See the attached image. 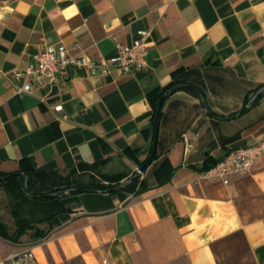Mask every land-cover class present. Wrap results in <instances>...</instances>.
Segmentation results:
<instances>
[{
    "label": "crops",
    "instance_id": "obj_1",
    "mask_svg": "<svg viewBox=\"0 0 264 264\" xmlns=\"http://www.w3.org/2000/svg\"><path fill=\"white\" fill-rule=\"evenodd\" d=\"M0 15V172L30 173L37 190L100 164L135 172L169 86L196 87L212 113L187 91L164 97L155 157L129 189L35 201L15 179L0 185V264L26 248L40 264H264V149L245 173L206 176L264 144V93L237 114L264 83V0H0ZM139 31L150 32L147 65L133 74L17 75L47 46L101 61ZM26 82L31 93H17Z\"/></svg>",
    "mask_w": 264,
    "mask_h": 264
},
{
    "label": "built area",
    "instance_id": "obj_2",
    "mask_svg": "<svg viewBox=\"0 0 264 264\" xmlns=\"http://www.w3.org/2000/svg\"><path fill=\"white\" fill-rule=\"evenodd\" d=\"M149 31H139L137 38L130 45L116 43L115 54L107 59L97 61L86 55H72L64 45L57 47L47 46L36 57V65L29 66L23 73L31 77L32 81H48L58 83L68 78V67L76 66L84 69L91 76L105 77L112 72L120 74H133L143 70L147 65L148 50L145 39ZM32 82H26L16 87L17 93H31ZM62 106L54 107V112L61 111ZM264 144L240 148L228 153L221 161L206 172L207 177L226 179L232 175L249 171L252 155L260 153ZM4 264H40L33 249L26 248L18 253L9 255Z\"/></svg>",
    "mask_w": 264,
    "mask_h": 264
},
{
    "label": "trees",
    "instance_id": "obj_3",
    "mask_svg": "<svg viewBox=\"0 0 264 264\" xmlns=\"http://www.w3.org/2000/svg\"><path fill=\"white\" fill-rule=\"evenodd\" d=\"M262 85H260L257 89H255L252 92L251 95H248V96L245 97L243 106L237 112V114L246 113L252 106H254L260 100V98L262 97L263 93L259 94L257 96V98H255L254 100H252V97ZM170 88H171L170 86L165 88L163 90V92H162L161 97H166L168 95V91L170 90ZM144 161H142L140 163V166L144 163ZM217 163L218 162H216L212 167H214ZM212 167H208V170L211 169ZM89 168H92V167H89ZM26 178H28L27 192L29 194H32V195H44V194H49V193L56 194L55 196H51V197H43L41 199H35V200H43V201L54 199V198H60V197L65 196V195L76 194V192L71 191L72 188H76V187H83V188H85L86 191L106 192V193L113 194L115 192H110V190L119 184V183L116 182L117 180H115V178H112L110 176L109 178L107 177V180L110 179L111 181L109 183H107V184L101 183L99 181L98 182L97 181H91V182H87V183L79 185V186H67L66 185V186H64L65 188L62 189V190L67 191L66 194H65V191H61V190H59V188H54V189H50L47 192H42L40 190L35 189L34 186L32 185L30 173H22L21 171H16V172H12V173H1L0 172V185L4 184L6 181L15 179V180H17L19 182L20 186L23 189L24 181H25ZM139 178L140 177H137L130 185H128L124 189H129L130 187L135 185L138 182ZM140 191H143V187L141 185H140V188L138 189V192H140ZM23 193H24L25 196L29 197L24 190H23ZM41 221H39V222H41ZM30 228H32V223H29V222L22 223L17 229V232H16L17 233V237L22 235L26 230H28ZM1 231L3 232L4 235H6L5 234L6 233V228H5V226L2 223H0V232Z\"/></svg>",
    "mask_w": 264,
    "mask_h": 264
},
{
    "label": "water",
    "instance_id": "obj_4",
    "mask_svg": "<svg viewBox=\"0 0 264 264\" xmlns=\"http://www.w3.org/2000/svg\"><path fill=\"white\" fill-rule=\"evenodd\" d=\"M177 90L187 91V92L195 95L196 97H198L200 102H201L202 111L204 113H206L207 115L212 116V113L207 110L205 100H204L203 95H202V93H201V91L199 89H197L196 87H194L192 85H185V86H180V87H176V88L170 89L168 91V95L176 92ZM261 93H264V84L256 91V93L252 97V100L257 98V96L259 94H261ZM163 99H164V97L160 98V101L158 103L157 109H156L155 114H154L153 127H152V134H153L152 146H151V150H150V153H149L147 159L144 161V163L140 167H138V169L134 172V174H132L129 178H127L126 180H124L121 183H119L114 188H112L110 190V192H117V191L123 190L128 185H130L137 177H141L142 175H144L146 170L148 169V167L151 165V163H152V161L154 159L155 153H156L158 129H159V114H160V109H161V105H162ZM236 116H238V115H236ZM27 182H28V178H26L25 181H24L23 190L32 199H41L43 197H51V196H55L56 195V194H51V193L44 194V195H32V194H29L27 192ZM71 191H73V192H84L86 190L83 187H76V188H72Z\"/></svg>",
    "mask_w": 264,
    "mask_h": 264
},
{
    "label": "rangeland",
    "instance_id": "obj_5",
    "mask_svg": "<svg viewBox=\"0 0 264 264\" xmlns=\"http://www.w3.org/2000/svg\"><path fill=\"white\" fill-rule=\"evenodd\" d=\"M140 166V165H139ZM121 170L119 167L115 166L113 168H108L107 164H100L97 166H94L92 168H87L82 171H79L75 173V175L72 176L71 182L67 186H79L82 184H85L87 182L91 181H99L101 183L107 184L111 180H107V177L109 178L110 176L112 178H115L117 180V183H121L122 181L126 180L129 178L134 171H119ZM115 182V181H114ZM65 187L59 188L61 191ZM67 191H65V194ZM35 201H43V200H35ZM49 264H86L84 260L80 257H74L70 259H61L58 261H53L51 258H48Z\"/></svg>",
    "mask_w": 264,
    "mask_h": 264
},
{
    "label": "clouds",
    "instance_id": "obj_6",
    "mask_svg": "<svg viewBox=\"0 0 264 264\" xmlns=\"http://www.w3.org/2000/svg\"><path fill=\"white\" fill-rule=\"evenodd\" d=\"M7 11H11V9H7ZM3 18V16L2 15H0V19H2Z\"/></svg>",
    "mask_w": 264,
    "mask_h": 264
}]
</instances>
